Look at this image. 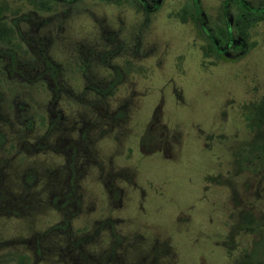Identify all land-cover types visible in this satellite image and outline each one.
<instances>
[{
  "label": "rangeland",
  "instance_id": "obj_1",
  "mask_svg": "<svg viewBox=\"0 0 264 264\" xmlns=\"http://www.w3.org/2000/svg\"><path fill=\"white\" fill-rule=\"evenodd\" d=\"M133 1L79 0L40 14L48 23L37 32L49 36L43 47L66 88L51 104L61 117L46 142L85 132L73 172L65 152L31 150L51 119L49 89L0 72L1 182L24 193L6 203L17 212L0 209V264H264V131L254 138L241 110L264 95V16L246 30L242 52L216 58L177 13L197 11L214 33L223 0H160L147 14ZM237 9L229 2L227 17ZM115 70L111 92L86 89ZM15 99L31 130L15 119ZM23 172H32L29 186ZM72 177L73 200L53 205Z\"/></svg>",
  "mask_w": 264,
  "mask_h": 264
},
{
  "label": "trees",
  "instance_id": "obj_2",
  "mask_svg": "<svg viewBox=\"0 0 264 264\" xmlns=\"http://www.w3.org/2000/svg\"><path fill=\"white\" fill-rule=\"evenodd\" d=\"M48 1L49 0L41 1L38 6H40L41 8L48 9V7H49V5L47 4ZM103 1L112 2V3H119L120 2V0H103ZM29 2H31V4L33 6L37 7L36 2L34 0H29ZM229 2L237 5L238 9L235 12V14L232 16L231 20H227L225 18V15L223 13H221V22H222L221 25L217 24L213 28L214 33H212L211 31L206 32V36H205L206 46L202 47V50H201L203 55L211 54L216 58L224 56L220 52L222 47H223V46H221L222 41L224 42V41H227L230 39L233 40L234 35L236 34L237 36H239L241 38V41L244 42V39L247 36L246 30L250 26H252V24L254 22H256V20H258L259 17L264 16V2L259 3V5H252L246 0H223V6L228 4ZM155 7L156 6H154L153 9ZM137 9L139 10V8H137ZM186 11H187V14H185V15H181V14L176 12L177 16L183 20H185V18H187V19L191 20L192 22H194L198 25L199 19H202L198 16V12L197 11L192 12L189 9ZM31 43L32 42H29L28 40L26 41L27 50L23 49V52L25 55H28V53H31V55H32V53H33L34 54L33 56H30V57L27 56V57L30 59L31 65H32V62L36 61V58H37V60L40 62V67H38L36 69V72H34L31 67H30L31 70L29 68L25 67L24 78H25L26 82L27 81L28 82H34L35 80H42V81L49 83V79L52 81H55L56 72H54L52 70V67L50 66L48 60L45 58V56H46L45 51H44L45 48L43 46H40V45L37 46L38 48H33ZM242 48L244 50V45ZM42 62H44V64H42ZM25 63L29 64L27 59H26ZM119 78L120 77L117 73V70H115V75L110 80L103 83L99 88H98V86L89 84V86H87L86 89H92L94 91V93H97V94L100 93L101 95H105L106 93H109L112 91L116 82L119 81L118 80ZM93 82H96V81H93ZM93 82H90V83H93ZM100 82H103V81L97 80V83H100ZM96 88L99 91H97ZM49 91L51 92V97H50L49 102H52L53 99L55 98V96L52 97V93L56 92V85L53 88H49ZM49 110L52 111L51 106H49ZM241 110H242V118L245 122L246 127L249 128L251 131L255 132L254 138L257 139L260 136H262L263 131H264V95L261 96L260 98L258 97L257 99L249 101L248 103L244 104V106L242 107ZM53 113L54 112H52V114ZM29 117L30 116H28L26 114V111L23 110L21 112L20 117H15V119H17L24 126L25 129L31 130L32 129V121ZM59 123L60 122H59L58 115H57V117L56 116L51 117L46 131L42 134L41 138L31 146L32 147L31 150L32 151H38L40 149L51 150L52 152H55L58 154L59 153L62 154L63 152H65V154L67 155L66 158L68 159V162H69V170L71 172H73L75 170V169L73 170V167H75L74 161H73V156L76 157L77 152L80 149H82L83 151L86 150L85 149L86 135H85V132L83 130H81V132L79 133L80 136L76 140H72V139L67 140V139L59 138V140H57L53 144L47 143L46 142L47 135H49V132L57 129ZM2 140H3V137L0 134V145L2 143ZM64 141H66V142L63 143ZM66 150L68 152H66ZM86 153H87V151H86ZM31 173L32 172H23L22 173L21 178H22L23 185H24V183H25V186L30 185V182L32 180ZM2 177H4V174L0 168V205L1 206L3 205L2 207H0V209L3 208L2 209V210H4V211H2L3 213L5 212V209L7 210V212L8 211L17 212V210L7 208L6 203L9 204V202H13V203H16L15 206H17L18 202L22 199L24 193L15 197L10 191H8L6 189L5 185L1 182ZM74 182L75 181L73 180V177H72L71 179H69L67 181V188L65 187L64 190L58 191L56 193H52L50 196V202L52 204L61 202V203H63L62 205H64V206H66L68 203H70L71 200H73V191H74V187H75ZM65 185H66V183H65ZM55 206H56V204H55ZM245 218H246V216H245ZM66 227H67V220H66V224L64 226V229ZM54 228L60 229L59 226H55ZM248 230L251 231L252 229L248 228ZM41 236H43V234L33 236V238L35 240L34 242L37 244V246H38V243H39ZM81 238L73 241L72 245L73 246L74 245H77V246L81 245L82 244V242H80L82 240ZM29 240H26V241L28 242ZM251 262L252 261L250 259H247V263L250 264ZM257 263H258V261H255L253 264H257ZM242 264H246V262H242Z\"/></svg>",
  "mask_w": 264,
  "mask_h": 264
},
{
  "label": "flooded vegetation",
  "instance_id": "obj_3",
  "mask_svg": "<svg viewBox=\"0 0 264 264\" xmlns=\"http://www.w3.org/2000/svg\"><path fill=\"white\" fill-rule=\"evenodd\" d=\"M34 1L36 2L37 7L33 6L31 2H29V0H0V72L7 80L17 81L22 84L26 81L24 78L25 67L29 69L31 67L34 72H36V69L40 67V62L37 60V58L36 61H33L31 65L30 59L24 54L23 49L26 41L28 40L29 42H32L33 48H38V45L43 46V41H45L46 44L50 42L48 35H41L37 32L43 25L48 23V18L42 17L40 14L50 13L60 5L68 6L77 3L79 0H49L47 2V4L49 5L48 9L38 6L43 0ZM159 1L160 0H134L133 2H135V5L137 6V8H139V11L142 10L145 14H147L158 8ZM25 5L29 6L30 10L21 12L20 9H23ZM154 6L156 7L153 9ZM62 12L64 11L62 10L61 13ZM226 12L227 4L222 7L221 13L225 15V18L227 20H231L229 17H227ZM201 14L202 13H199V15ZM22 25H25L26 28L23 29ZM198 27L199 30L206 36V32L209 31V29L207 28V25H205L203 18L199 19ZM113 40H115V38L111 39L110 41L113 42ZM244 44L245 43L241 41V38L237 36L236 38L234 37L233 40L230 39L224 42L222 41L221 46L223 47L220 52L225 56L227 54V49H229L230 47L234 48L235 51L242 52V47ZM89 50L86 48L82 52H84V54L88 56V54L91 53V50ZM44 51L46 54L45 58L48 60L50 66L52 67V70L56 72L55 81H52L50 79L49 83L42 80L35 81H39L42 84H45L48 89L53 88L55 85L56 91L66 89L63 82L59 80V76L62 73L61 66L56 61H54V59L47 55V47ZM29 54L31 55V53ZM106 54L108 55V57L110 56V52H107ZM33 55L34 54L32 53V56ZM26 59L29 64L25 63ZM42 64H44V62H42ZM86 64L87 59L84 63H82L83 67H85ZM94 81L97 82V80ZM59 94L60 93L58 92L52 93V97L55 96L53 101H56L57 98H59ZM3 96V91L0 89V121H4L5 117L2 112ZM53 101L50 102V106L51 104H53ZM23 106L24 104L19 101V99H15L13 101L12 109L14 110V117H20L21 112L24 110ZM52 112L54 113L51 114V117H57V115L58 117H61L59 114L60 111L52 109L51 113ZM0 134L3 137L1 132Z\"/></svg>",
  "mask_w": 264,
  "mask_h": 264
}]
</instances>
